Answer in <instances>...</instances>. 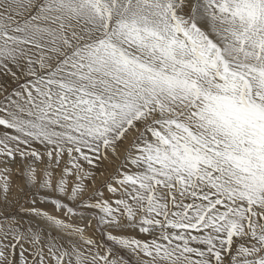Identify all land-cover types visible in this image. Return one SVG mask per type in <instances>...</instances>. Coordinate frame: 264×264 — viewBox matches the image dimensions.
<instances>
[{
	"label": "snow or ice",
	"instance_id": "snow-or-ice-1",
	"mask_svg": "<svg viewBox=\"0 0 264 264\" xmlns=\"http://www.w3.org/2000/svg\"><path fill=\"white\" fill-rule=\"evenodd\" d=\"M0 264H264V0H0Z\"/></svg>",
	"mask_w": 264,
	"mask_h": 264
},
{
	"label": "rangeland",
	"instance_id": "rangeland-1",
	"mask_svg": "<svg viewBox=\"0 0 264 264\" xmlns=\"http://www.w3.org/2000/svg\"><path fill=\"white\" fill-rule=\"evenodd\" d=\"M101 179H103V177Z\"/></svg>",
	"mask_w": 264,
	"mask_h": 264
}]
</instances>
